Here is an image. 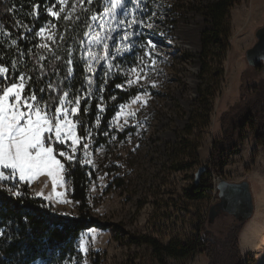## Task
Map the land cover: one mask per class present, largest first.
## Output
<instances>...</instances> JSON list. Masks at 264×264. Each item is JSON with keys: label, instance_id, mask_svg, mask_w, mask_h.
I'll list each match as a JSON object with an SVG mask.
<instances>
[{"label": "rangeland", "instance_id": "obj_1", "mask_svg": "<svg viewBox=\"0 0 264 264\" xmlns=\"http://www.w3.org/2000/svg\"><path fill=\"white\" fill-rule=\"evenodd\" d=\"M216 1L122 0L114 14L112 0H66L63 5L55 0L49 7L60 15L48 12L49 20L40 35L44 43L60 41L66 27L76 22L84 30L89 65L101 64L99 81L107 75L120 76V89H138L112 116V133L106 144L96 145L89 132L76 146L75 155L79 153L95 173L88 185L87 204L99 224L81 230L77 240L81 260L65 264H158L150 248L128 241L131 234L148 235L163 244L187 242L196 239L198 225L204 222L206 229L224 236L229 226L240 222L224 212L207 222L210 206L218 201L217 190L206 189L201 197L190 192L201 165L206 167L201 182L249 181L255 209L239 233L241 264H264V147L246 129L238 151L228 154L223 175L207 172L212 141L221 134L222 113L243 96L249 98L251 86L264 81L262 68L249 65L245 58V51L256 41L255 31L264 25V0H233L226 48L211 39L210 75L206 76L201 74V39L213 29L208 7ZM93 16L103 17L105 26L101 28L102 21ZM133 19L137 22L127 23ZM109 30L111 38L93 40L97 34L98 38L108 36ZM126 33L130 35L125 40ZM104 43L108 44L106 50ZM215 68L222 70L220 76ZM23 88L22 100L31 96H24ZM65 100L66 107L78 108L76 99ZM103 108L101 104L99 109ZM74 116L69 118L75 122ZM119 133L124 137L118 138ZM84 144H88L87 150ZM61 146L59 151L71 154L70 140ZM59 151L54 154L63 163ZM60 177L55 190L46 172L26 184L34 195L42 193L39 197L55 212L77 216L78 201L71 197L64 169ZM206 261L203 253L186 260L167 259L168 264Z\"/></svg>", "mask_w": 264, "mask_h": 264}, {"label": "trees", "instance_id": "obj_2", "mask_svg": "<svg viewBox=\"0 0 264 264\" xmlns=\"http://www.w3.org/2000/svg\"><path fill=\"white\" fill-rule=\"evenodd\" d=\"M54 2L0 0V65L7 70L6 76H0V88L17 83L23 75V95L35 92L42 98V105L47 103L50 113L64 92L69 93L71 100L80 97L78 113L74 116L75 122L78 121L77 135L84 138L92 132L96 145L106 144L112 133L109 128L112 116L120 104L138 93V89L117 87L123 82L120 76L107 75L99 81L101 64L89 65L83 48L84 30L78 23L69 24L60 41L47 44L42 41L37 33L49 20L48 9ZM233 3V0H217L208 7L213 29L201 39L202 75H210L211 39H217L223 50L226 48L228 11ZM262 67V63L256 64V68ZM216 73L220 76L222 70L217 69ZM251 87L249 98L243 96L239 103L222 113L221 134L212 141L207 172L223 175L228 154L238 151L246 129L257 144L264 147V81ZM101 104L103 109H99ZM234 109L236 112L233 113ZM124 135L119 133L118 138ZM60 149L61 145L54 146L56 153ZM75 156L73 161H62L64 176L71 184V197L78 201L77 216L55 212L43 198L34 195L26 183L17 186V182H0V231L3 232L0 235V264H65L74 259L81 260L77 248L79 234L99 222L91 216L87 204L88 185L95 173L82 162L79 153ZM212 187V181L200 180L190 192L194 197H201ZM17 190L22 196L12 195ZM242 227L243 222L231 225L224 236H218L200 222L199 235L192 241L171 240L163 244L151 236L135 234H131L128 241L150 248L158 264H168L169 258L186 260L195 253H203L206 264H241L238 237Z\"/></svg>", "mask_w": 264, "mask_h": 264}, {"label": "snow or ice", "instance_id": "obj_3", "mask_svg": "<svg viewBox=\"0 0 264 264\" xmlns=\"http://www.w3.org/2000/svg\"><path fill=\"white\" fill-rule=\"evenodd\" d=\"M65 2L66 0H59L61 5ZM88 2L91 3V0H88ZM121 4L122 0H112L113 14ZM48 12L54 17H59L60 15L58 12L53 11L52 8H49ZM67 18L65 17V19ZM98 18L102 21L100 27L103 28L105 26L103 17H92L93 20ZM114 18L115 16L113 15ZM136 22L133 19L127 23ZM120 23L123 24L124 21ZM139 23L142 24L143 21H139ZM147 27L151 28L152 24H148ZM44 31L45 29L41 28L37 35H42ZM110 32L111 30H109V35L104 38H98L97 34V37H94L93 40L100 42V39L111 38ZM85 35H88V33H85ZM128 35L130 33L125 34V40ZM92 42L90 41L89 43L91 44ZM148 44L153 48L155 47L151 40L148 41ZM104 48L105 50L108 48L107 43H104ZM6 71L0 65V73H5ZM19 79L22 81L24 79L23 75ZM131 83L132 81H129V84ZM23 87V83H10L0 88V181H16L18 186L19 183H31L33 179L46 172L51 178L53 189L55 190L57 182L61 178L60 172L65 165L61 163L60 159H57V154H54V146L63 145L70 140L71 154L61 150L58 155L69 162L76 159V146L81 138L77 136L76 132L78 121L74 122L69 118V115L77 114L78 108L65 106V98L69 96V93L64 92L59 99V104L54 105V110L49 113L47 103L41 106L40 99L42 98H38L35 92L27 99L22 100L21 89ZM117 87H121V85H117ZM136 99H139V97H136ZM79 102L80 97L77 96L75 103L78 105ZM67 103L70 104L71 101H67ZM121 108L123 109L124 105H121ZM120 115L121 113L118 112L117 116ZM83 147L87 150L88 144H84ZM87 155L88 152L85 151V156ZM88 163H92V161L89 160ZM6 173L8 174L6 175ZM8 191L11 192V188ZM12 195L20 197L22 193L17 190L12 192ZM37 195L43 194L37 193ZM0 235H3L2 231H0Z\"/></svg>", "mask_w": 264, "mask_h": 264}, {"label": "water", "instance_id": "obj_4", "mask_svg": "<svg viewBox=\"0 0 264 264\" xmlns=\"http://www.w3.org/2000/svg\"><path fill=\"white\" fill-rule=\"evenodd\" d=\"M256 41L245 51V58L249 65L255 66L262 63L264 72V25L255 31ZM206 170L201 165L194 175L192 187H197L203 172ZM218 201L209 208L207 222L210 223L221 212L228 213L239 222H245L254 213L253 195L248 180L229 181L220 179L216 184Z\"/></svg>", "mask_w": 264, "mask_h": 264}, {"label": "crops", "instance_id": "obj_5", "mask_svg": "<svg viewBox=\"0 0 264 264\" xmlns=\"http://www.w3.org/2000/svg\"><path fill=\"white\" fill-rule=\"evenodd\" d=\"M250 188H251V186H250ZM252 192V191H251ZM252 195H253V193H252ZM253 202H254V196H253ZM254 207H255V202H254ZM255 209V208H254ZM206 263H207V261H206Z\"/></svg>", "mask_w": 264, "mask_h": 264}, {"label": "built area", "instance_id": "obj_6", "mask_svg": "<svg viewBox=\"0 0 264 264\" xmlns=\"http://www.w3.org/2000/svg\"><path fill=\"white\" fill-rule=\"evenodd\" d=\"M217 183H218V182H217ZM217 183H216V184H217ZM216 184L213 185V188H214L215 190H216Z\"/></svg>", "mask_w": 264, "mask_h": 264}]
</instances>
